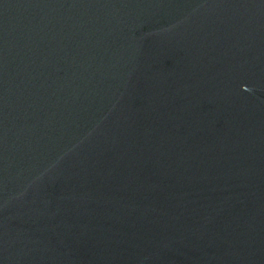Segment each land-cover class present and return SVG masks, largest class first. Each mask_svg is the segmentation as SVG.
<instances>
[{"label":"water","instance_id":"95a60500","mask_svg":"<svg viewBox=\"0 0 264 264\" xmlns=\"http://www.w3.org/2000/svg\"><path fill=\"white\" fill-rule=\"evenodd\" d=\"M0 264H264V0H0Z\"/></svg>","mask_w":264,"mask_h":264}]
</instances>
